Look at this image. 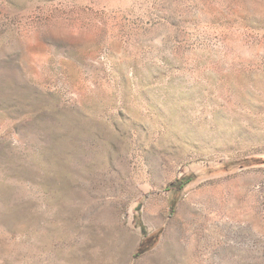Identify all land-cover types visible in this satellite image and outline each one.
Segmentation results:
<instances>
[{
	"label": "rangeland",
	"instance_id": "1",
	"mask_svg": "<svg viewBox=\"0 0 264 264\" xmlns=\"http://www.w3.org/2000/svg\"><path fill=\"white\" fill-rule=\"evenodd\" d=\"M0 264H264V0H0Z\"/></svg>",
	"mask_w": 264,
	"mask_h": 264
},
{
	"label": "crops",
	"instance_id": "2",
	"mask_svg": "<svg viewBox=\"0 0 264 264\" xmlns=\"http://www.w3.org/2000/svg\"><path fill=\"white\" fill-rule=\"evenodd\" d=\"M145 238L146 237H143L142 240L139 242V245H138V247L136 249V252L134 254V258L138 255V251L140 249V246L142 245V243H144ZM152 243H151V241L150 242H148V241L146 242L147 250L144 252L145 254L146 253H150V252L154 251L157 248L158 243H155V244L153 243L154 245ZM149 245H151V246H149Z\"/></svg>",
	"mask_w": 264,
	"mask_h": 264
},
{
	"label": "trees",
	"instance_id": "3",
	"mask_svg": "<svg viewBox=\"0 0 264 264\" xmlns=\"http://www.w3.org/2000/svg\"><path fill=\"white\" fill-rule=\"evenodd\" d=\"M147 241L150 242V241H153V239L146 237L144 240V243H142V245L140 246L138 253H143L147 250V248H146V242Z\"/></svg>",
	"mask_w": 264,
	"mask_h": 264
}]
</instances>
